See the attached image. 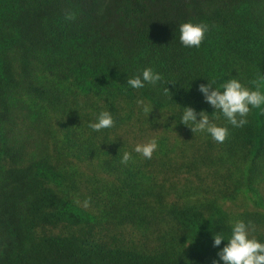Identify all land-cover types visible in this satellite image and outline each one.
Returning <instances> with one entry per match:
<instances>
[{
    "label": "trees",
    "instance_id": "16d2710c",
    "mask_svg": "<svg viewBox=\"0 0 264 264\" xmlns=\"http://www.w3.org/2000/svg\"><path fill=\"white\" fill-rule=\"evenodd\" d=\"M186 22L209 26L199 48ZM148 67L162 80L128 85ZM258 74L264 0H0V264H224L213 236L240 220L264 243V105L237 128L198 90ZM188 106L228 138L180 123Z\"/></svg>",
    "mask_w": 264,
    "mask_h": 264
},
{
    "label": "clouds",
    "instance_id": "9594fccd",
    "mask_svg": "<svg viewBox=\"0 0 264 264\" xmlns=\"http://www.w3.org/2000/svg\"><path fill=\"white\" fill-rule=\"evenodd\" d=\"M65 18L74 19L75 17L74 14L68 13ZM208 30L209 26L205 23H183L179 26L180 41L186 47L199 48ZM161 80L162 75L148 67L143 70L142 74L129 78L127 83L133 89H140L145 86V83L155 85ZM262 81H264V76L258 74L256 79L249 82L254 85V88L247 86L239 79L231 78L219 87H213L215 81L200 84L198 90L203 94L205 101L216 111L221 112L231 126L240 128L248 123L247 116L253 108H260L264 105V93L260 90ZM164 94L172 95L168 87L164 88ZM137 104L142 106L147 116L152 113L154 106L146 104L142 99H138ZM183 108L180 123L189 126L193 133L207 131L218 143H223L228 138V127L217 126L206 111L202 110L197 113L190 106ZM113 126L114 118L109 110L102 111L96 122L89 124V127L96 132ZM157 148L158 139L153 137L146 143L137 144L134 151L146 159H151ZM131 159V154L124 152L121 163L127 164ZM77 203L79 204L80 201L77 200ZM89 204L90 198L83 202V207L87 208ZM254 232L255 225L252 222L249 221L246 224L240 220L234 223L232 233L227 239L222 233L215 234L213 236L214 246L227 241V244L217 254L220 260L224 264H264V243L253 235ZM213 264H218V261H213Z\"/></svg>",
    "mask_w": 264,
    "mask_h": 264
}]
</instances>
